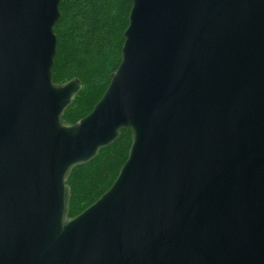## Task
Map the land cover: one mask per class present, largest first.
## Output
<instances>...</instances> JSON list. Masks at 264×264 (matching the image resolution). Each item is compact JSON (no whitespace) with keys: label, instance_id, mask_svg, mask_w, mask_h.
<instances>
[{"label":"water","instance_id":"obj_1","mask_svg":"<svg viewBox=\"0 0 264 264\" xmlns=\"http://www.w3.org/2000/svg\"><path fill=\"white\" fill-rule=\"evenodd\" d=\"M62 0H0V264H264V0H131L92 112L53 81ZM122 130L111 188L67 180Z\"/></svg>","mask_w":264,"mask_h":264},{"label":"trees","instance_id":"obj_2","mask_svg":"<svg viewBox=\"0 0 264 264\" xmlns=\"http://www.w3.org/2000/svg\"><path fill=\"white\" fill-rule=\"evenodd\" d=\"M131 0H62L55 26L57 53L53 81L79 79L83 88L63 119L75 124L88 116L106 92L110 77L122 61L124 33L129 25ZM132 133L102 149L90 163L76 167L67 184L71 189L70 217H75L105 194L128 159Z\"/></svg>","mask_w":264,"mask_h":264}]
</instances>
